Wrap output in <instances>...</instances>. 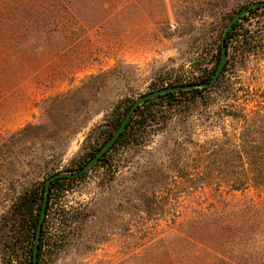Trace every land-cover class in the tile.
<instances>
[{"label":"rangeland","instance_id":"rangeland-1","mask_svg":"<svg viewBox=\"0 0 264 264\" xmlns=\"http://www.w3.org/2000/svg\"><path fill=\"white\" fill-rule=\"evenodd\" d=\"M261 1L0 0V235L22 189L77 171L86 136L115 105L165 87L162 78L190 82L194 60L203 51L210 60L229 19ZM263 14L245 25L255 29ZM259 57L236 77L252 95L249 109L264 106V52ZM216 110L205 124L193 111L173 118L129 152L125 166L121 157L115 172L93 166L71 183L56 204L70 222L44 264H264V195L256 207L258 193H237L228 232L201 231L193 241L168 232L170 214L148 219L139 208L141 185L176 192L163 176L187 137L200 143L221 126L231 130ZM178 197L177 217L204 203L201 193Z\"/></svg>","mask_w":264,"mask_h":264},{"label":"trees","instance_id":"trees-1","mask_svg":"<svg viewBox=\"0 0 264 264\" xmlns=\"http://www.w3.org/2000/svg\"><path fill=\"white\" fill-rule=\"evenodd\" d=\"M260 10L264 12V7L251 10L233 24L227 33L224 40L225 65L213 86L167 93L140 105L115 143L94 165L104 168L107 173L115 172L121 157L124 165L129 152L148 145L150 137L165 129L173 118L190 116L193 111L201 113L199 117L203 118L205 124L210 119L205 114L217 108L215 119L229 120L231 130L221 126L218 136L204 139L200 143L194 142L191 136L184 140V148L181 149L183 156L169 158L166 176L162 175L172 182L176 192L170 190L158 194L161 188L153 183L149 187L141 185L142 192L138 191L139 208L148 219L156 214H170L174 219L167 221L168 232L179 231L189 241H193L198 232L210 229L215 232L218 230L219 235L226 234L229 220L235 212L237 193L245 195L255 191L259 201L256 203L252 199V205L257 207L263 204L259 195H264V106L249 109L252 95L243 85L236 87V84L241 83L236 77L246 70L247 60L252 57L260 60L259 56L264 52V14L258 16L260 21L255 29L245 25ZM223 32L224 30L211 50L209 61V53L204 51L194 60L190 82L182 84L170 76L160 80L167 85L161 89L209 82L219 63ZM157 90L160 89L154 88V91ZM239 93L243 94L238 95ZM258 98L264 99V96ZM133 102L127 99L115 105L104 116L103 123L97 130L90 131L85 140V155L74 162L79 164L78 170L103 148L120 126ZM31 128L32 125H27L21 132ZM82 177L57 178L52 181L39 237L37 264H44V257L56 250L62 237L59 232H64L70 222L69 213L57 212L58 200L71 189V183ZM153 177L154 175L150 176L151 179ZM196 193H201L204 203H199L198 208H191L177 217L178 196L183 194L192 197ZM44 195L45 187L42 182L33 189H22L14 198L7 217L3 219L7 232L0 235L2 264H33L34 240ZM55 221L63 223V228H54Z\"/></svg>","mask_w":264,"mask_h":264},{"label":"water","instance_id":"water-1","mask_svg":"<svg viewBox=\"0 0 264 264\" xmlns=\"http://www.w3.org/2000/svg\"><path fill=\"white\" fill-rule=\"evenodd\" d=\"M259 7H264V1L261 2H254L244 9L240 10L239 12L235 13L230 21L228 22L227 26L224 29V32L222 34V39H221V55L219 59L218 66L216 68V71L212 77V79L203 84H188V85H181L177 87H172V88H164L160 89L151 93H147L143 96H140L137 98L133 104L131 105L129 111L126 113L124 119L122 120L120 126L118 129L113 133L111 138L107 141V143L103 146V148L91 159L89 160L77 173H65V172H59L56 173L52 176H50L45 182H44V187H45V195L42 203V207L40 210L39 214V219H38V224H37V229H36V234H35V240H34V250H33V264H37V254H38V243H39V237L42 229V223L45 217V210L48 202V193L50 191V185L52 181H54L57 178H74L77 176H81L88 172L97 162L98 160L111 148V146L115 143L119 135L124 131L129 119L131 118L132 114L134 111L142 104L145 102L152 100L160 95H164L167 93H175L179 91H185L193 88H207L213 86L216 81L218 80L223 67L225 65L226 61V50L224 46V40L227 36V33L230 31L232 28V25L238 22L242 17L248 15L251 10H254Z\"/></svg>","mask_w":264,"mask_h":264},{"label":"flooded vegetation","instance_id":"flooded-vegetation-1","mask_svg":"<svg viewBox=\"0 0 264 264\" xmlns=\"http://www.w3.org/2000/svg\"><path fill=\"white\" fill-rule=\"evenodd\" d=\"M79 170L77 169V171H73V172H71V173H77ZM84 175V174H83ZM83 175H81V176H83ZM81 176H77V177H74V178H69V179H77V178H79V177H81Z\"/></svg>","mask_w":264,"mask_h":264},{"label":"built area","instance_id":"built-area-1","mask_svg":"<svg viewBox=\"0 0 264 264\" xmlns=\"http://www.w3.org/2000/svg\"><path fill=\"white\" fill-rule=\"evenodd\" d=\"M170 29H172V30H173V29H174V26H173V25H170ZM165 87H166V85H165Z\"/></svg>","mask_w":264,"mask_h":264}]
</instances>
